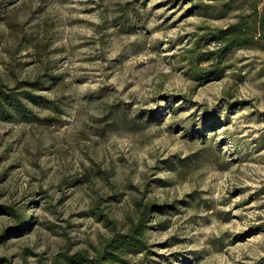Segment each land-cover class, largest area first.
I'll use <instances>...</instances> for the list:
<instances>
[{
	"label": "rangeland",
	"instance_id": "1",
	"mask_svg": "<svg viewBox=\"0 0 264 264\" xmlns=\"http://www.w3.org/2000/svg\"><path fill=\"white\" fill-rule=\"evenodd\" d=\"M225 1L0 0L28 111L0 115V264L95 257L151 206L129 264H264V50L202 62Z\"/></svg>",
	"mask_w": 264,
	"mask_h": 264
},
{
	"label": "trees",
	"instance_id": "2",
	"mask_svg": "<svg viewBox=\"0 0 264 264\" xmlns=\"http://www.w3.org/2000/svg\"><path fill=\"white\" fill-rule=\"evenodd\" d=\"M218 7L225 14L235 13V22L214 33L212 37L216 40L217 46L213 51L206 53L202 62L214 61L213 66L216 68L212 73L220 77L221 67L229 61L234 52L251 49L264 50V0H227L220 2ZM199 74L198 80L211 78V76H205L204 72H199ZM26 105L22 96L0 92L1 117L4 118L9 113L10 107H16L19 113H28ZM165 210L166 206L145 207L141 212L139 222L134 224L127 233L116 234L108 240V243L97 252L95 257L78 252L67 256L65 264H129L128 258L131 255L147 254L150 250L145 238L149 228L145 224L146 219L152 218L154 213H163ZM10 211L11 215L18 216L16 211ZM12 232L14 234L15 230ZM18 233L19 230L15 234Z\"/></svg>",
	"mask_w": 264,
	"mask_h": 264
}]
</instances>
